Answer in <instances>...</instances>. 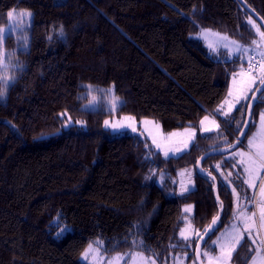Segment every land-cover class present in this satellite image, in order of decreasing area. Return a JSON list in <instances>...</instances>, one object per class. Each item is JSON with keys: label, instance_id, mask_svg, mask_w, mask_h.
<instances>
[{"label": "trees", "instance_id": "obj_1", "mask_svg": "<svg viewBox=\"0 0 264 264\" xmlns=\"http://www.w3.org/2000/svg\"><path fill=\"white\" fill-rule=\"evenodd\" d=\"M244 1L264 20V0ZM13 9L32 19L5 40V77L15 80L7 89L0 84V264H84L79 255L96 238L109 254L165 258L187 250L180 235L186 203L194 205L190 218L199 231L191 238L195 261L197 238L221 202L215 233L232 220V191L219 175L230 161L216 167L224 155H213L202 164L218 181L219 200L212 181L195 170L193 189L181 196L177 172L207 149L231 144L243 120L237 126L241 107L228 120L216 114L238 57L215 58L194 34L210 28L251 43L248 19L259 23L238 0H0V27ZM24 36L26 49L18 39ZM260 107L262 93L249 130ZM207 113L224 133H198L167 159L140 132L103 126L109 115L130 114L154 118L167 132L198 128ZM68 117L83 126L63 129ZM250 247L244 236L232 264H248Z\"/></svg>", "mask_w": 264, "mask_h": 264}, {"label": "rangeland", "instance_id": "obj_2", "mask_svg": "<svg viewBox=\"0 0 264 264\" xmlns=\"http://www.w3.org/2000/svg\"><path fill=\"white\" fill-rule=\"evenodd\" d=\"M249 20V19H248ZM16 22L17 27L12 28L11 23L9 21L8 25L5 27L0 28H8L9 33L15 32L17 30L22 29L23 22L21 21L20 15L16 14ZM255 22V21H254ZM256 23V22H255ZM257 25V24H256ZM252 26V25H251ZM257 27H259L257 25ZM253 28V27H252ZM255 32V41L256 44L251 43H244L240 42L222 32L210 29V28H200L194 36L197 37L201 43L206 48L207 52L213 55L215 58L220 60H230L234 57H238V63L236 64V68L230 71V76L227 84V91L225 97L222 101L218 104V110L216 109V114L218 118L223 120L230 119V116L236 113L238 108H242L240 112V116L237 119V126L240 124V121L243 120L242 114L245 113L246 104L252 92L255 89V86L260 83L261 79L264 78V70L259 69L251 70L248 69L245 65V62L249 58L250 51L255 49L257 52H264V41L260 39L259 34L256 31V28H253ZM261 30V29H260ZM262 31V30H261ZM227 38L223 40V38ZM223 41L227 43L228 47H221L219 46L220 42ZM235 42V43H233ZM240 45V53H236V46ZM215 49V51L213 50ZM247 49L248 52L246 55H241L244 50ZM235 53V54H234ZM11 64V59L9 56L8 51L5 48V41L0 42V80L5 78V75L9 72L8 67ZM243 73V74H242ZM247 73H251V77L247 75ZM235 77V82H234ZM252 78H254L255 82H252ZM243 91H247L248 96L246 100H241L240 103H237V97L241 95ZM231 92V95L229 93ZM264 96V95H262ZM232 107V111L229 112L228 117H225L224 112H227L229 107ZM264 112V107L256 108V114L253 117L254 126L249 130V132L245 135L243 142L240 146L236 149L230 151L229 153L224 154L219 160L218 163H215V166L224 164V161H230V170L225 169L224 172L219 171V175L223 179L222 183L227 185L229 189L232 191V220L226 224H224L221 228L217 230V232L212 235V237L207 241L202 249V257L204 264H208V259L203 255L205 251H208L209 254L213 257H218L221 255L220 247L217 244H213V241H217L218 239L220 242H234L233 237L237 234V232L241 233L243 236H247L248 234L244 232L246 227H249L253 236L257 234L259 230V235L261 239H264V229L260 228V220H259V210L257 204L259 202V192L261 183H264V169L261 170L262 175L256 177V185L255 187H250L248 183H245V180L250 179L249 174L245 172V167L252 166L250 165L249 157L257 161L259 163L258 158L255 156L256 149L249 147V140L256 136V143L260 144L264 142V135H257L260 129V114ZM208 117V120L205 121L204 125L201 124V121L204 120L205 117ZM127 117L133 118L132 120L126 119ZM108 120L113 125L120 124V125H127L122 129L114 130L113 128L106 127L104 122ZM103 126L109 129L111 132L119 133V132H131L132 127H136V132H140L144 135L149 143L160 152L162 156H164L165 151H175L177 148H184V141L188 140V136L191 134L192 131L195 132L194 138L189 142L188 148L191 146L192 142L195 140L196 135L198 133H210V132H203L201 129L203 127H210L213 129L211 132H219L220 134L224 133V129L221 127L220 123L216 122L215 118L203 115L199 121V127L195 128L193 126H186L183 128L173 129L171 131H165L162 128V124L160 121L154 118H140L137 119L133 115L130 114H123L120 116L117 115H109L103 121ZM218 126V127H217ZM175 134V135H173ZM218 134V133H217ZM235 137V136H234ZM156 139L157 142L161 143V148L157 149L156 145L153 143V139ZM225 136H223L220 140L223 141ZM187 148V149H188ZM213 148V147H212ZM246 148L249 150L247 151ZM187 149H184L187 150ZM171 151L169 156L171 155ZM182 153V152H181ZM240 153H244V156H241ZM180 153H177L178 155ZM165 157V156H164ZM244 161V163H241ZM254 167V166H253ZM222 168H225L222 166ZM195 170V166H187L181 168L177 172V180L180 184V190L187 187L193 189L195 182L193 178V173ZM255 175V173H253ZM235 188L236 192L233 193V189ZM190 206L191 211L185 212V208ZM194 210V205L192 203H186L182 205V211L185 213L186 222L183 225L181 230H184V234L189 237V241L184 243L185 249H180L176 252L170 253L165 258L157 259L151 255H146L138 250H131L125 252H116V253H106L103 248V243L100 246H97L94 242L99 240L98 238L90 241L86 247L82 250L79 255V260L84 264H134L133 255L138 253L139 255L135 258V264H152V261L155 260L156 264H196L194 259L191 257L192 254V241L191 238L195 235H198L199 231L196 230L192 226L191 218ZM253 213L255 216L253 217ZM245 217H253V220H248L247 223L244 222ZM233 225H236V230H233ZM181 235V231H180ZM249 239V238H248ZM252 243V240L249 239ZM100 241V240H99ZM92 244L93 249L89 253L88 259L85 260L82 257V253L88 249V246ZM254 248L256 245H253ZM128 253V255H124L122 260L116 261V258L120 255ZM255 255L253 253L252 257ZM140 257H144V260H141ZM252 257L248 264H253ZM228 264H232L231 260L228 261Z\"/></svg>", "mask_w": 264, "mask_h": 264}, {"label": "snow or ice", "instance_id": "obj_3", "mask_svg": "<svg viewBox=\"0 0 264 264\" xmlns=\"http://www.w3.org/2000/svg\"><path fill=\"white\" fill-rule=\"evenodd\" d=\"M193 11L195 12V9ZM7 15H8L9 21L12 22L11 23V27L12 28L17 27L15 10L14 9L10 10ZM20 18H21V21L26 19L27 21L30 22L31 19H32V13L30 11H27V10L22 11L20 13ZM248 23L251 24L253 28H256V31L259 34L260 39L262 41H264V31H261L260 27H257L256 23L252 20L251 17H249ZM28 27H30V23L24 25V29L25 30ZM8 34H9V29L8 28H0V42L5 41L8 38ZM58 34L61 37L64 36L62 28L58 30ZM18 39L21 40V46L26 49L28 47V45H29V38L24 36V37H18ZM226 39H227L226 37L223 38V40H226ZM233 43H235V42H233ZM256 43H257V41L254 40L253 44H256ZM219 46L228 47L229 45L227 43H224L223 41H221ZM240 49H241V46L237 45L236 46V53H240ZM213 50L215 51V49H213ZM255 51L256 50L253 49L254 53H255ZM247 52H248V50L245 49L244 52L241 53V55H246ZM259 56H260V58L264 59V52H260ZM253 59H254V56H249V61L250 62ZM249 67L250 68L254 67V65H252L250 63ZM260 67H261L262 70H264V64H261ZM247 75H249L251 77V73H247ZM14 80H15L14 76L13 77H5V78H3V80H0V84L3 85V89H7L10 86V83L14 82ZM234 82H235V77H234ZM252 82L253 83L255 82L254 78H252ZM260 82L262 84H264V79H261ZM109 91H111V89ZM257 91H261L262 95H264V90H259L258 89ZM229 95H231V92L229 93ZM247 96H248L247 91H243L241 93V95H239L237 97V101L236 102L240 103L241 100H246ZM3 97H4V90L0 89V99H3ZM256 99L257 98L255 96H253L252 101L248 102L247 105H246L249 108V115H253V108L255 107L254 101ZM115 100L118 101L119 98L115 97ZM92 103H93V101H89L90 105ZM232 107H235V105H232L231 107H229L227 112H224L225 117H228L229 112L232 111ZM115 108H116V103H113V109H115ZM66 115H67V113H61L62 117L66 116ZM126 119L132 120L133 118L127 117ZM207 120H208V117L206 116L204 118V120L201 121V124L204 125L205 121H207ZM74 124H81V126H83V122L82 121L73 122L71 120V117H68V120L63 124L62 128L63 129H67V130H71V128L74 127ZM104 124H105L106 127L113 128L114 130H118V129H122L124 127H127V125H120V124L113 125L108 120H106L104 122ZM201 130L203 132H211V131H213V129L210 128V127H203ZM59 131L60 130H58V132L56 134H58ZM132 131L136 132V127L133 126L132 127ZM173 135H175V134H173ZM257 135H264V112H262L260 114V129H259V132H258ZM194 136H195V132L192 131L191 134L188 136V140L184 141V148L183 149L177 148V149H175V151H171V150L165 151L164 152L165 158L167 159L169 157L170 151H171V155L175 156L177 153H181V152L184 151V149H187L188 146H189V142L194 138ZM153 143L156 145L157 149L161 148V143L157 142V140L155 138L153 139ZM248 143H249V147L250 148H255L256 149L255 156L259 160V163L257 164L256 160H254L251 157H249L250 165H252V166L245 167V172H247L249 174V177H250V179L245 180V183H248L250 187L254 188L255 185H256V177L261 176L262 175L261 170L264 169V142H262L260 144H257L256 143V136H254L252 139L249 140ZM229 147H232V145L229 144ZM152 155H155V154L150 153L148 158H150ZM240 155L244 156L245 154L244 153H240ZM241 163H244V161H241ZM217 167H220V165H217ZM203 171L204 170L201 168L200 172L203 173ZM253 173H255V175H253ZM154 174H155V171L153 170V175ZM145 179H151V176H148ZM213 179H215V177H213ZM189 191H191V189L185 187V188L182 189L180 195L183 196V195H185V193H187ZM235 192H236V190L234 188L233 189V193L235 194ZM220 207H221V210L223 211V209H224L223 204H221ZM257 207H258V210H259L260 228L264 229V183H261V186H260L259 202L257 204ZM190 211H191L190 206L188 208H185V212H190ZM254 216H255V213H253V217ZM253 217H245L244 222L247 223L248 220H253ZM58 219H59V217H58ZM219 220H220V216L218 215L217 217H215L213 219L212 223L209 225L208 230H206V232H205V235H207L208 238H210L211 235L215 233L216 226H217ZM253 223H255L254 220H253ZM133 227H137L138 228V226H135V225ZM67 230H68L67 226H65L63 229H61V231L59 233H57V235L60 236L64 232H66ZM233 230H236V225H233ZM244 232H246L248 234V238L252 240V244L256 245V247L254 249L251 248V247L249 248L250 252H255V255L252 257L253 264H264V239H261V237L259 235V230L257 231V234L255 236L252 235L249 227H246L244 229ZM181 236L183 237V239H184V241L186 243L189 241V237L184 234V230H181ZM199 238L200 239H204V237H199ZM233 240H234V242H231V243L227 242V241L220 242L219 239L217 241H213V244H217L220 247L221 255L218 256V257H213V256H211L209 254L208 251H205L203 253V255L205 257H207L208 264H228V261H230L232 259L233 254L238 250V246H240L242 244V241L244 240V236L241 233L237 232V234L233 237ZM94 243L97 246H100L102 244V241L97 240ZM139 243L142 244L143 242L140 241ZM205 243H206V241H205ZM173 247H175V245H173ZM92 249H93V245L90 244L88 246V249H86L85 252L82 253V257L85 260L88 259L89 253L92 251ZM199 249H200V245H197V255L198 256L200 255ZM124 255H128V253H125L123 255L118 256L116 258V261L118 262L119 260H122L124 258ZM132 255H133V261H134V264H135V258L139 254L135 253V254H132ZM140 259L144 260V257H140ZM152 264H156L155 260L152 261Z\"/></svg>", "mask_w": 264, "mask_h": 264}, {"label": "water", "instance_id": "obj_4", "mask_svg": "<svg viewBox=\"0 0 264 264\" xmlns=\"http://www.w3.org/2000/svg\"><path fill=\"white\" fill-rule=\"evenodd\" d=\"M238 1L243 5V7L246 9V11L248 13H250V15L259 23L260 27L264 31V20L249 5H247L244 0H238ZM258 89L259 90H264V84H262L260 82L259 86L250 95V97L248 99V102L252 101L253 96H255L258 99V97L261 94V91H257ZM257 99L254 101V103H256ZM251 120H252V115H249V108L246 106L243 123L241 125V128L239 129V132H238L237 136L235 137L234 141L231 143L232 147H229V145H224V146L209 148L206 151H204L195 161V164H194L195 171L198 174L207 176L212 181V188H213L216 200H219V196H218V181H217L216 177L214 176V174L211 173L206 168H204L202 166V164H203L204 160L206 158H208L209 156L224 155V154L229 153L230 151L236 149L238 146H240L242 144V142H243V139H244L245 135L247 134V132L249 130ZM201 168L204 170L203 173L200 172ZM213 177H215V179H213ZM221 204H223V203L221 202L220 205ZM218 215L220 216V219H221V207L218 208L217 214L214 215L211 218L210 222L208 223V225L206 226L204 231L200 234L199 237H204V239H200L199 237L197 238V241H196V244H195V250H194V256H195L196 264H204V261H203V258H202V247H203L204 242L208 238V236L205 235V232H206V230H208L209 225L212 223L213 219L215 217H217ZM219 222H220V220L218 221L216 229L218 228ZM197 245H200V249H199L200 255L199 256L197 255Z\"/></svg>", "mask_w": 264, "mask_h": 264}, {"label": "built area", "instance_id": "obj_5", "mask_svg": "<svg viewBox=\"0 0 264 264\" xmlns=\"http://www.w3.org/2000/svg\"><path fill=\"white\" fill-rule=\"evenodd\" d=\"M259 53L260 52H257V51H255L254 53L253 50L250 51L249 56H254V59L251 62L249 61V58L247 59L246 66L248 69L255 70V69H258L261 66V64H264V59L260 58ZM250 63L254 65V67L250 68L249 67Z\"/></svg>", "mask_w": 264, "mask_h": 264}, {"label": "crops", "instance_id": "obj_6", "mask_svg": "<svg viewBox=\"0 0 264 264\" xmlns=\"http://www.w3.org/2000/svg\"><path fill=\"white\" fill-rule=\"evenodd\" d=\"M206 115H208V116H211V117L215 118V117H214V116H212L210 113H207ZM215 120H216V122H218V124H219V120H218L217 118H215ZM246 150H247V151H249L247 148H246Z\"/></svg>", "mask_w": 264, "mask_h": 264}]
</instances>
